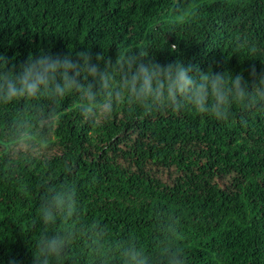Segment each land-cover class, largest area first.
<instances>
[{"label": "trees", "instance_id": "1", "mask_svg": "<svg viewBox=\"0 0 264 264\" xmlns=\"http://www.w3.org/2000/svg\"><path fill=\"white\" fill-rule=\"evenodd\" d=\"M245 39L255 55L238 47ZM137 47L162 64L250 78L252 65L264 70V0H0V55L16 65L42 50L114 58ZM31 103L0 106V264H34L42 180L74 185L81 218L111 243L134 240L155 257L163 213L176 220L186 264H264V109L234 107L218 121L121 106L91 123L72 95L53 126L33 130V152L12 130ZM71 250L98 264L82 243Z\"/></svg>", "mask_w": 264, "mask_h": 264}, {"label": "clouds", "instance_id": "2", "mask_svg": "<svg viewBox=\"0 0 264 264\" xmlns=\"http://www.w3.org/2000/svg\"><path fill=\"white\" fill-rule=\"evenodd\" d=\"M178 14L182 15L183 9ZM238 47L251 55L259 51L247 39L239 41ZM168 51L179 53L178 44L172 43ZM249 77L211 68L201 71L179 58L162 64L143 47L114 58L102 52L93 55L87 48L75 56L42 50L38 56L29 54L19 65L0 55V106L22 100L36 102L28 105V115L21 112L12 123L19 145L28 144L34 152L33 130L53 126L57 105L68 96H76L79 113L91 123L109 119L121 106L129 111L140 109L143 115L190 109L228 121L234 107L246 112L264 109V70L257 72L252 65ZM40 188L38 215L45 228L32 251L34 264H79L71 250L76 242L82 243L98 264H113V257H118L120 264H186L174 217L159 215L162 239L153 257L134 240L111 243L103 226L84 221L74 185L42 180Z\"/></svg>", "mask_w": 264, "mask_h": 264}]
</instances>
